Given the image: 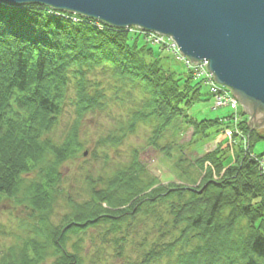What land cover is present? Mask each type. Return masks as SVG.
Returning a JSON list of instances; mask_svg holds the SVG:
<instances>
[{
	"label": "trees",
	"instance_id": "obj_1",
	"mask_svg": "<svg viewBox=\"0 0 264 264\" xmlns=\"http://www.w3.org/2000/svg\"><path fill=\"white\" fill-rule=\"evenodd\" d=\"M152 49L128 29L43 5L0 1V201H16L32 218L20 224L23 233L15 242L6 246L0 240V264H264L259 163L242 151L230 162L221 147L195 163L185 159L171 134L181 130L184 107L198 100L200 83L189 72L163 73L157 63H147L141 55L153 58ZM97 73L114 83L115 102L129 109L126 121L98 145L117 147L147 123L151 146L167 155L177 151L176 167L186 183L162 187L134 150L130 162L105 179L106 187L93 189L84 203H72L56 223L51 217L62 183L59 169L77 154L78 126L61 144L47 136L64 112L72 83L79 121L107 101L104 84L89 78ZM192 125L194 137L222 129L219 120ZM242 127L251 141L259 135L246 122ZM195 172L206 175L196 183ZM136 222L150 227L136 243L138 253L130 250Z\"/></svg>",
	"mask_w": 264,
	"mask_h": 264
},
{
	"label": "rangeland",
	"instance_id": "obj_2",
	"mask_svg": "<svg viewBox=\"0 0 264 264\" xmlns=\"http://www.w3.org/2000/svg\"><path fill=\"white\" fill-rule=\"evenodd\" d=\"M135 28V27H130ZM150 39L157 40L162 35L157 33H151ZM168 38V37H167ZM176 47L178 53L181 55L178 46L171 38H168ZM138 41L131 39L130 44H135ZM140 46L142 42H139ZM144 46V45H143ZM142 47V46H141ZM144 52H147L150 48L145 46ZM154 57L149 58L142 53V58L147 63H157L159 69L163 73H169L170 71H179L183 74L187 72V68L176 61L175 57L170 52H162L158 46H154ZM206 62V61H205ZM208 63V62H207ZM200 65V64H198ZM99 73L94 74L96 78L89 77L92 80L101 81L104 84L106 90V99L99 105V109L94 113L86 115L82 120H78L75 111L74 98V83L71 84L69 97L64 107V112L60 116L57 126L54 130L48 134V138H51L55 143L61 144L65 141L78 126L77 136L80 147L77 149L76 156H71L61 165L59 173L62 176V183L60 186V192L57 195L54 203V214L51 217L53 222H59L61 217L69 211L72 203H84L91 199V193L93 189H99L106 187L104 184L105 179L116 172L118 168L125 166L130 162L131 155L134 150L139 151V157L144 167L162 182V187L172 185H185L180 170L176 167V160L174 157L179 156L176 150L172 151V154L167 155V152H163L160 149H156L150 145L153 129L151 125L147 123H141L137 127V131L128 137H126L122 144L115 146H99L98 141L106 138L111 133H114L119 123L125 122L128 111L127 104H120L115 102L114 98V83L111 81L100 78ZM102 86V85H101ZM109 89V90H108ZM202 98L199 96L198 100L191 102L190 114L189 110L184 107L183 110V125L181 130L177 133L171 134V141L175 145L184 147L185 159L195 163L198 159L204 157L207 154L212 153L211 150L215 148V143H212L211 136L208 138L201 137L199 135L194 137L193 123H199L203 119L216 120L230 117L234 113L232 107L214 108V101L209 97V88L202 87ZM237 100V99H236ZM127 105V106H125ZM237 113L239 118L243 121L250 120L248 116H243L241 105L237 100ZM240 107V109H239ZM209 124V123H207ZM215 131L214 128L209 130V133ZM256 138L252 140L253 152L255 155H264V129L258 132ZM217 134L212 135L215 137ZM122 140V141H123ZM163 145V144H162ZM237 152L238 147H236ZM108 157V159H106ZM264 160V159H263ZM229 161L233 162L231 157ZM207 164V163H206ZM227 165V162H226ZM209 168L205 166V170ZM206 172L199 176V172L193 174V179L198 183L206 175ZM36 172H33L30 177H35ZM28 177V176H27ZM218 178V177H217ZM200 179V180H199ZM192 184V183H190ZM106 207L105 205H103ZM32 221L30 210L24 206L18 204L16 201L8 200L3 197L0 201V225L4 226V234H0V240L2 244L8 245L16 240V236L23 233V229H20V224H30ZM141 222L135 223L134 229L137 230V237H133L130 250L138 253L140 248L136 247V243L145 236L146 229L150 227L148 225H140ZM140 225V226H139ZM133 228V227H132ZM20 229V230H19ZM96 236V235H94ZM96 237L94 238V240ZM90 234L86 238V244L90 247ZM87 247V248H88ZM108 253H112L111 247ZM90 249V248H88ZM133 253V254H135Z\"/></svg>",
	"mask_w": 264,
	"mask_h": 264
},
{
	"label": "water",
	"instance_id": "obj_3",
	"mask_svg": "<svg viewBox=\"0 0 264 264\" xmlns=\"http://www.w3.org/2000/svg\"><path fill=\"white\" fill-rule=\"evenodd\" d=\"M0 1L43 5L171 38L192 65L208 62L215 82L239 101L251 129H264V0Z\"/></svg>",
	"mask_w": 264,
	"mask_h": 264
},
{
	"label": "built area",
	"instance_id": "obj_4",
	"mask_svg": "<svg viewBox=\"0 0 264 264\" xmlns=\"http://www.w3.org/2000/svg\"><path fill=\"white\" fill-rule=\"evenodd\" d=\"M152 40V39H151ZM154 43L156 44H160V45H165L167 46V48L169 50H172L173 52H175V54L178 56V58H180L181 60H183L188 66H190V63L188 61H186L185 59L181 58L178 54V51L175 47V45L173 43H171L169 40H166L163 37L158 38L157 40H152ZM207 61L203 62L202 64H200L198 67L194 68V72L196 77L198 78H204L206 80V84L211 86V92L214 95L215 98V104L216 107H227L230 106L232 107L235 111H237V101L236 99L231 95V93L225 89H221L218 88L217 86H215V84L213 83V77L211 74H209L206 66H207ZM238 116H236V121L238 120L237 118ZM226 136L231 139V132L228 131L226 132Z\"/></svg>",
	"mask_w": 264,
	"mask_h": 264
}]
</instances>
